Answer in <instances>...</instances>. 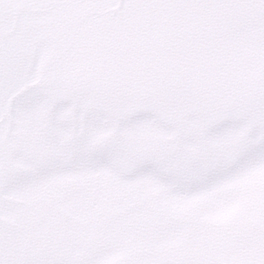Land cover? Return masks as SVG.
Listing matches in <instances>:
<instances>
[{"label":"snow or ice","instance_id":"obj_1","mask_svg":"<svg viewBox=\"0 0 264 264\" xmlns=\"http://www.w3.org/2000/svg\"><path fill=\"white\" fill-rule=\"evenodd\" d=\"M0 264H264V0H0Z\"/></svg>","mask_w":264,"mask_h":264}]
</instances>
